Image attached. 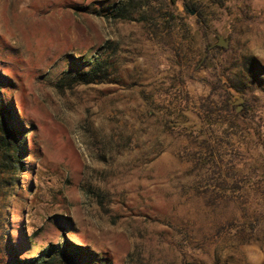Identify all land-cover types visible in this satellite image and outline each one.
<instances>
[{"label": "rangeland", "instance_id": "1", "mask_svg": "<svg viewBox=\"0 0 264 264\" xmlns=\"http://www.w3.org/2000/svg\"><path fill=\"white\" fill-rule=\"evenodd\" d=\"M187 1L0 0V264H264V0Z\"/></svg>", "mask_w": 264, "mask_h": 264}, {"label": "crops", "instance_id": "2", "mask_svg": "<svg viewBox=\"0 0 264 264\" xmlns=\"http://www.w3.org/2000/svg\"><path fill=\"white\" fill-rule=\"evenodd\" d=\"M228 47H229V39H228V44H227V46H224V48L225 49H228ZM231 47H232V44H231ZM216 47H213V46H209V48H208V51H207V53H205L203 56H202V58H201V60H200V62H199V64L196 66V72H197V74L198 75H200L199 73H204V71L205 70H213L214 68H215V70L216 71H218V72H221V70H219V66H218V64H212L211 66H209V67H205L204 66V64H205V62H207L208 61V59H209V57H211V52L215 49ZM232 55H230L229 54V52H222L220 55H215V57L216 58H213V60L215 61L216 60V62L217 61H223V62H225V61H228V64L226 63V65H225V69L222 71V73H219V80L217 81V87H221L219 90H221V89H223L225 92H228V93H231L232 94V97H233V99H235L236 101H238L239 102V106H238V109L237 110H241V108H243L244 106H246V95H245V93H244V89H245V86H246V80H245V78H242V82L241 81H238V80H234V78H233V76H231V75H229V70L231 69V68H233V69H236V67H238L239 69H244V62H243V65H242V68L241 67H239V66H237V65H234V60L236 59V60H238V61H241V58H239V56H238V58H234V57H232V59H230V57H231ZM240 59V60H239ZM229 60L231 61H233V62H230L229 63ZM254 65V64H253ZM252 65V66H253ZM153 68L154 69H156V68H158L159 66H160V63L157 61L156 63H153ZM205 69V70H204ZM202 77V76H201ZM243 77H246V74H244L243 75ZM191 80H193V81H197V80H200V82H204L205 80L204 79H200V78H198V77H196L195 76V79H191ZM186 82V84H187V81H185ZM219 83V84H218ZM221 83V84H220ZM239 97H241L242 98V100H241V98H239ZM243 104H244V106H243ZM246 167H241L240 168V170L239 169H237V170H239V171H241L243 174H246L247 175V173H248V169L246 168ZM236 170V171H237ZM257 171H259V170H257ZM223 173H225L224 172V170L222 171ZM227 173V172H226ZM251 174H254L253 176H257V177H260V176H258V175H256L255 173H251ZM228 176H229V174H228ZM246 177V176H245ZM244 177V178H245ZM226 179H229V177H226ZM244 183L246 182H248L247 180L246 181H243ZM254 182V181H253ZM256 182H261L260 180H256ZM264 181H262V183H263ZM252 183V182H251ZM248 184H250V181L248 182ZM259 251L260 252H263V250L262 249H259Z\"/></svg>", "mask_w": 264, "mask_h": 264}, {"label": "trees", "instance_id": "3", "mask_svg": "<svg viewBox=\"0 0 264 264\" xmlns=\"http://www.w3.org/2000/svg\"><path fill=\"white\" fill-rule=\"evenodd\" d=\"M171 1H173L174 3H177V0H171ZM212 1L215 2L216 0H212ZM183 4H184V7L188 11H190V7L192 9L195 8L197 10L198 17L201 15V13L198 12V7H199L200 2H189L187 0H183ZM104 66L105 65L103 62H98L97 64H95L94 66L89 68V70L75 74L76 81L77 82H86V83L97 82L99 72H100V70H102L104 68ZM207 111L212 112L209 109H207ZM0 117H1L3 131L5 132V136H6L5 137V143L8 147V150L12 151V148L10 147V144L7 140V137L17 133L16 129L14 128V125L8 124L13 119L12 118L13 117L12 111L8 108H4V107L2 109L0 108ZM61 255H66V251L65 250L61 251Z\"/></svg>", "mask_w": 264, "mask_h": 264}, {"label": "water", "instance_id": "4", "mask_svg": "<svg viewBox=\"0 0 264 264\" xmlns=\"http://www.w3.org/2000/svg\"><path fill=\"white\" fill-rule=\"evenodd\" d=\"M219 45H222V46H227L228 44V40H224L222 37L220 38V41L218 42ZM241 98V97H239ZM242 100V98H241Z\"/></svg>", "mask_w": 264, "mask_h": 264}, {"label": "bare ground", "instance_id": "5", "mask_svg": "<svg viewBox=\"0 0 264 264\" xmlns=\"http://www.w3.org/2000/svg\"><path fill=\"white\" fill-rule=\"evenodd\" d=\"M258 38V37H257ZM263 40V39H262ZM259 42V41H258Z\"/></svg>", "mask_w": 264, "mask_h": 264}, {"label": "flooded vegetation", "instance_id": "6", "mask_svg": "<svg viewBox=\"0 0 264 264\" xmlns=\"http://www.w3.org/2000/svg\"><path fill=\"white\" fill-rule=\"evenodd\" d=\"M243 106H244V104H243Z\"/></svg>", "mask_w": 264, "mask_h": 264}]
</instances>
